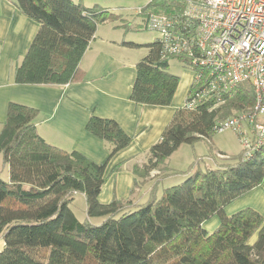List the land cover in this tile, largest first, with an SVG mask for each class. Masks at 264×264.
I'll return each instance as SVG.
<instances>
[{
	"label": "trees",
	"instance_id": "trees-1",
	"mask_svg": "<svg viewBox=\"0 0 264 264\" xmlns=\"http://www.w3.org/2000/svg\"><path fill=\"white\" fill-rule=\"evenodd\" d=\"M13 2L39 25L13 71L18 85L64 86L78 80L79 63L97 26L123 17L74 0ZM147 8L169 14L181 8V1L154 0L142 11ZM122 28L129 30L130 22ZM125 45L146 50L135 65L129 99L150 107L169 106L179 83L168 69L175 58L163 54L157 38L142 46ZM195 90L191 83L184 105L148 150L140 172L133 168V187L136 176L146 179L162 170L168 176L166 161L182 144L209 142L220 122L253 111L250 82L188 109L186 101ZM36 116L35 109L10 103L0 131V159L9 172L7 182L0 179V264H264V216L251 208L227 213L231 204L264 181V143L248 157L240 149L232 164L215 162L203 171L196 167L203 160L197 159L180 184L162 189L158 196L153 184L144 202L128 198L101 204L107 162L132 137L115 121L91 115L85 130L109 147L98 164L44 141L36 131ZM75 195L84 198L83 221L71 209ZM212 220L216 226L207 230L204 226Z\"/></svg>",
	"mask_w": 264,
	"mask_h": 264
},
{
	"label": "crops",
	"instance_id": "crops-1",
	"mask_svg": "<svg viewBox=\"0 0 264 264\" xmlns=\"http://www.w3.org/2000/svg\"><path fill=\"white\" fill-rule=\"evenodd\" d=\"M74 1L80 2L85 8H99L116 15H123L121 11L126 10L124 4L132 2V0ZM136 1L144 7L151 2ZM38 28L36 22L16 8L13 0H0V131L10 103L33 108L37 111L34 121L36 131L44 141L67 152H79L99 164L108 156L109 147L85 130L86 123L91 115L115 121L128 136L132 137V140L126 148L118 151L107 162L104 184L98 200L101 204H108L112 200H127L135 179L133 168L144 163L148 150L158 142L174 112L184 105L192 83V72L176 74L179 83L169 106L150 107L133 103L129 96L138 61H132L130 58L127 49L130 47L125 45L128 42L119 32L125 31L118 21H113L97 26L79 63L82 76L78 80L64 86L18 85L13 81V71L20 65ZM0 179L6 182L9 180L8 167L1 159ZM159 186L160 184L158 190ZM261 190H264V181L236 200L229 208L235 209L238 205L236 203L244 199L234 212L251 208L264 216V196ZM160 194L161 191L158 195ZM77 196L84 201L83 196ZM143 197L141 194L136 199L144 202L146 200ZM83 212L84 220L85 204ZM90 222L98 224L101 219H90ZM209 226L214 228L216 220L209 222ZM3 245L0 239V251Z\"/></svg>",
	"mask_w": 264,
	"mask_h": 264
},
{
	"label": "built area",
	"instance_id": "built-area-1",
	"mask_svg": "<svg viewBox=\"0 0 264 264\" xmlns=\"http://www.w3.org/2000/svg\"><path fill=\"white\" fill-rule=\"evenodd\" d=\"M154 1V0H151ZM145 29L156 33L166 57L178 58L192 72L197 86L186 101L219 97L236 85L250 82L255 92L253 111L218 124L231 129L243 156L264 143V0H182L171 13H144ZM259 118L260 122H255ZM247 125V126H246ZM249 128L252 131H249Z\"/></svg>",
	"mask_w": 264,
	"mask_h": 264
},
{
	"label": "rangeland",
	"instance_id": "rangeland-1",
	"mask_svg": "<svg viewBox=\"0 0 264 264\" xmlns=\"http://www.w3.org/2000/svg\"><path fill=\"white\" fill-rule=\"evenodd\" d=\"M124 7L126 10L121 11L123 13V17L119 18L117 21L121 26H124L126 23L128 24L130 22V28L125 32L122 30L119 31L121 34H123V39L128 43L139 46L152 43L157 37L156 33L145 29L142 22L144 16L136 14V11L139 10L138 8H144L143 4L137 3L136 0H132V2H127V4H124ZM156 11L159 10L157 9ZM147 12H154V10L153 8H147L144 13ZM127 49L132 61H140L146 54V50L143 47H130V49ZM168 65L169 72L172 74L181 75L183 72L190 73V71L177 59L169 60ZM240 149L241 145L238 141V138L231 129H224L215 133L209 142L201 140L193 145L182 144L166 162L168 164L167 168L169 170L168 176L167 171L165 170L157 173H150L146 179L136 176L135 184L137 185L132 187L133 191L132 194H129V198L132 200V202L136 203L134 199L142 194L144 195L143 198L146 200L148 197V192L150 194V191H152L151 187L153 184H157V186L160 184L157 195L162 189L166 187L180 184L186 178V171L188 170L189 166L197 159L203 160L198 163V166H196L201 171L207 167H214L215 162H217L216 165L218 163L232 164L238 159ZM217 153H221L223 155H217ZM209 155L212 158L207 157ZM143 164L144 163L137 164V166L135 165L138 168V172H140L141 166ZM261 191V194L264 196V190ZM243 200L244 199H240L236 204L239 205V203H241ZM238 205H236L235 209H233V207L227 208V213H232L237 210ZM71 209L78 220H83L84 201L80 196L74 198ZM205 227H208V229H213L209 228V223H206ZM255 237L256 235L251 238L250 243L255 240Z\"/></svg>",
	"mask_w": 264,
	"mask_h": 264
}]
</instances>
